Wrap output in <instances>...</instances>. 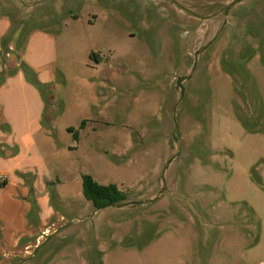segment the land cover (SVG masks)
Returning <instances> with one entry per match:
<instances>
[{
  "label": "rangeland",
  "instance_id": "374dc122",
  "mask_svg": "<svg viewBox=\"0 0 264 264\" xmlns=\"http://www.w3.org/2000/svg\"><path fill=\"white\" fill-rule=\"evenodd\" d=\"M13 1L55 32L53 171L127 200L11 264H264V0Z\"/></svg>",
  "mask_w": 264,
  "mask_h": 264
},
{
  "label": "crops",
  "instance_id": "0c3cea01",
  "mask_svg": "<svg viewBox=\"0 0 264 264\" xmlns=\"http://www.w3.org/2000/svg\"><path fill=\"white\" fill-rule=\"evenodd\" d=\"M6 1H0V264L21 260L51 236L65 219L55 202L66 214L84 204L83 181L58 179L49 158L66 154L55 144L54 125L45 124L44 91L58 73L55 32L40 21L27 26L23 11Z\"/></svg>",
  "mask_w": 264,
  "mask_h": 264
},
{
  "label": "trees",
  "instance_id": "16d2710c",
  "mask_svg": "<svg viewBox=\"0 0 264 264\" xmlns=\"http://www.w3.org/2000/svg\"><path fill=\"white\" fill-rule=\"evenodd\" d=\"M6 42L7 40L4 41V46ZM92 57L98 58L95 54H92ZM68 131L74 134V138L77 139L73 129ZM82 181L83 195L97 211L121 205L127 200V196L116 185H100L89 175L83 176Z\"/></svg>",
  "mask_w": 264,
  "mask_h": 264
}]
</instances>
